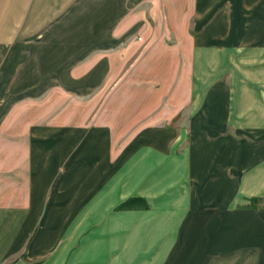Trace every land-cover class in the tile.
Wrapping results in <instances>:
<instances>
[{
	"label": "crops",
	"instance_id": "crops-1",
	"mask_svg": "<svg viewBox=\"0 0 264 264\" xmlns=\"http://www.w3.org/2000/svg\"><path fill=\"white\" fill-rule=\"evenodd\" d=\"M104 91L132 137L59 119ZM239 194L264 204V0H0V264H264Z\"/></svg>",
	"mask_w": 264,
	"mask_h": 264
},
{
	"label": "rangeland",
	"instance_id": "rangeland-1",
	"mask_svg": "<svg viewBox=\"0 0 264 264\" xmlns=\"http://www.w3.org/2000/svg\"><path fill=\"white\" fill-rule=\"evenodd\" d=\"M114 95L118 96L119 92H114ZM51 101V100H49ZM116 107L118 109H116ZM120 109H121V100L120 97H112L110 91H104L98 94L95 98L92 99H66L64 113L59 116V119L66 123L74 124H84L89 125L91 123L101 122V123H114L116 129V134L118 137L130 138L135 133L134 130H120L119 127H122L123 121L120 122ZM116 114V115H115ZM231 194H226L230 196ZM133 200V199H132ZM235 202L232 203V209H250L253 207H264L263 200L250 201L247 198L239 194L238 198L233 199ZM145 207L147 206L145 200L143 199H134L127 205H123L120 208L122 209H131L133 207ZM236 223L234 225H229L228 232L226 235L241 236L244 240L253 234L252 223L253 218L248 216L246 213L236 214ZM245 237V238H244ZM243 244V243H242Z\"/></svg>",
	"mask_w": 264,
	"mask_h": 264
},
{
	"label": "trees",
	"instance_id": "trees-1",
	"mask_svg": "<svg viewBox=\"0 0 264 264\" xmlns=\"http://www.w3.org/2000/svg\"><path fill=\"white\" fill-rule=\"evenodd\" d=\"M131 201L133 202V200H130V201H128L125 205L129 204ZM125 205H124V206H125Z\"/></svg>",
	"mask_w": 264,
	"mask_h": 264
}]
</instances>
